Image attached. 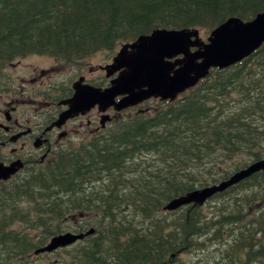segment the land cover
Listing matches in <instances>:
<instances>
[{"label":"trees","instance_id":"trees-1","mask_svg":"<svg viewBox=\"0 0 264 264\" xmlns=\"http://www.w3.org/2000/svg\"><path fill=\"white\" fill-rule=\"evenodd\" d=\"M261 12L264 0H0V71L46 55L81 76L89 57H114L156 29L209 34L231 17ZM98 81L110 84L104 75ZM72 84L63 82L62 98L72 96ZM263 158L264 44L212 68L172 102L117 113L98 134L69 141L1 187L0 264H35L31 254L67 232L69 217L73 232H96L40 253L66 254L51 264H264V171L212 196L210 211L194 204L163 211L174 197Z\"/></svg>","mask_w":264,"mask_h":264},{"label":"water","instance_id":"water-1","mask_svg":"<svg viewBox=\"0 0 264 264\" xmlns=\"http://www.w3.org/2000/svg\"><path fill=\"white\" fill-rule=\"evenodd\" d=\"M263 44L264 12L248 21L231 17L214 28L206 39L198 28L156 29L122 45L112 63L103 67L107 77L119 71L109 86L86 83L85 76L75 81V93L66 100L68 108L59 115L55 125L60 127L68 119L86 114L96 106L103 113L102 125H106L112 119L106 113L111 107L120 112L151 98L174 101L206 78L212 68L224 69L241 62ZM118 97L121 98L118 100ZM19 168L18 165H6L0 161V182L9 179ZM260 171H264V158L250 163L219 183L174 197L163 209L173 211L190 204L203 205L216 193ZM95 232L96 229L92 227L84 232L57 234L35 253L68 247Z\"/></svg>","mask_w":264,"mask_h":264},{"label":"flooded vegetation","instance_id":"flooded-vegetation-1","mask_svg":"<svg viewBox=\"0 0 264 264\" xmlns=\"http://www.w3.org/2000/svg\"><path fill=\"white\" fill-rule=\"evenodd\" d=\"M13 62L7 64H13ZM117 75L118 72L113 77ZM31 78L34 85H36L34 87L31 86V88L25 89L22 85L24 89L21 88L20 90H16V87L6 88L8 98L5 104L9 108L0 111V161L6 165H18L20 168L9 179L2 180L0 188L13 186L17 181H21L27 176L26 170L29 166L37 167L46 163L54 156V150L66 147L69 141L78 138L77 143H79L81 139L87 136L92 137L108 126V124L102 125V114L97 107L86 114H79L68 119L60 127L55 125L59 115L68 108L65 103L66 100L72 97L62 98V84L65 81L63 74L54 73L53 71L51 73V70L41 68L38 73H33ZM38 78L41 81L37 84L36 80ZM86 79V82L89 83L90 80L87 76ZM107 79L111 81L112 77H107ZM0 92H2V89ZM22 95L32 100L38 99L40 106L23 107L21 103L25 101L20 100ZM32 95H35L34 99ZM0 97H3V95L0 94ZM154 100L158 103L163 101L159 98ZM144 103L138 106L145 105ZM96 111L100 114H94ZM139 111L143 112L144 109L139 108ZM107 113L113 118L117 115L114 108H110ZM96 119H99L100 123L97 126H95ZM80 132L82 137L78 134ZM76 133L77 135H74ZM15 137L17 138L14 139ZM10 205L13 208V201H10Z\"/></svg>","mask_w":264,"mask_h":264},{"label":"rangeland","instance_id":"rangeland-1","mask_svg":"<svg viewBox=\"0 0 264 264\" xmlns=\"http://www.w3.org/2000/svg\"><path fill=\"white\" fill-rule=\"evenodd\" d=\"M209 34H206L204 31L201 30V36L203 38H206ZM121 46L118 47V50ZM112 56L110 53L106 51L99 52L88 59L84 61V64L82 66L83 72L81 74L85 75L88 77L90 82H99L98 80L102 79L103 75H105V71L101 68V66H105L108 63H111ZM37 68V69H36ZM49 69L54 73L58 74H63V77L66 79L68 83L70 84L74 82L79 75H75L73 73L72 67H68L64 63L58 62L56 59L51 58L46 55H28L26 57H22L20 59H15L13 64H7L1 71H0V90L2 89V92L0 94L3 95V97H0V111L1 109H8L7 105L5 102H7V87H16V90H20L23 88L22 85H24L25 89L31 88V86H36L34 85V81L32 80L31 76L33 73H38L40 69ZM77 68V67H75ZM41 79L38 78L36 80V83H40ZM37 83V84H38ZM23 88V89H24ZM35 95H32V98L34 99ZM20 100L23 102L21 103L23 107L25 108H33L34 106L39 107L40 102L38 99L32 100L29 99V97H25L24 95L20 96ZM154 102V99H151L149 103L146 102V106L150 105ZM94 114H100V112L96 111ZM99 119L95 120V126L99 125ZM94 126V125H93ZM80 134V137H82L81 132L78 133ZM74 135H77L74 134ZM79 141L78 138L74 139V142L77 143ZM185 194V193H184ZM217 194V193H216ZM182 195V194H181ZM180 196V195H179ZM214 196V195H213ZM211 198V197H210ZM210 198L208 200H210ZM207 200V201H208ZM206 201V202H207ZM169 202V201H168ZM167 202V203H168ZM205 202V203H206ZM166 203V204H167ZM203 204L204 205V210L205 211H210L212 209V204ZM165 204V205H166ZM164 205V206H165ZM163 206V207H164ZM163 211H165L163 209ZM77 221L74 220V218L69 217L68 222L65 224V231H74L72 229V225L76 224ZM18 225L17 228H21V225ZM15 226V225H14ZM12 226V227H14ZM83 240V239H82ZM72 246V245H70ZM63 255H66L64 252L56 254H52L49 257L42 256L38 253H33L31 254L30 257H32L35 261V264H51L57 260H61V257ZM183 257L185 258H197L198 254H191L187 255L184 254Z\"/></svg>","mask_w":264,"mask_h":264},{"label":"bare ground","instance_id":"bare-ground-1","mask_svg":"<svg viewBox=\"0 0 264 264\" xmlns=\"http://www.w3.org/2000/svg\"><path fill=\"white\" fill-rule=\"evenodd\" d=\"M70 104L72 103V102H69Z\"/></svg>","mask_w":264,"mask_h":264}]
</instances>
